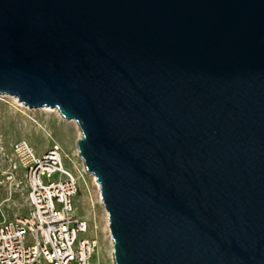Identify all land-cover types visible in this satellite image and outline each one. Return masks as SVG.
<instances>
[{"label": "water", "instance_id": "1", "mask_svg": "<svg viewBox=\"0 0 264 264\" xmlns=\"http://www.w3.org/2000/svg\"><path fill=\"white\" fill-rule=\"evenodd\" d=\"M0 94L78 123L115 264H264V0H0Z\"/></svg>", "mask_w": 264, "mask_h": 264}, {"label": "built area", "instance_id": "2", "mask_svg": "<svg viewBox=\"0 0 264 264\" xmlns=\"http://www.w3.org/2000/svg\"><path fill=\"white\" fill-rule=\"evenodd\" d=\"M65 155L57 143L42 155L27 140L12 144V175L21 173L28 211L0 222V264H93L98 240L77 213L81 176Z\"/></svg>", "mask_w": 264, "mask_h": 264}, {"label": "rangeland", "instance_id": "3", "mask_svg": "<svg viewBox=\"0 0 264 264\" xmlns=\"http://www.w3.org/2000/svg\"><path fill=\"white\" fill-rule=\"evenodd\" d=\"M81 136L78 123L66 119L59 111L29 108L12 95L0 94V222L13 220L28 211L21 173L12 175L9 159L12 144L27 140L42 155L57 143L66 154V166L81 176L75 202L81 205L77 213L90 220L89 235L98 240L92 262L115 264L108 212L100 197L96 177L86 170L79 155L78 140Z\"/></svg>", "mask_w": 264, "mask_h": 264}, {"label": "bare ground", "instance_id": "4", "mask_svg": "<svg viewBox=\"0 0 264 264\" xmlns=\"http://www.w3.org/2000/svg\"><path fill=\"white\" fill-rule=\"evenodd\" d=\"M45 110H48V111H58L57 108H51V107H44ZM94 176V175H93ZM95 182L96 184L99 186V189H100V184L97 182V179H95Z\"/></svg>", "mask_w": 264, "mask_h": 264}]
</instances>
